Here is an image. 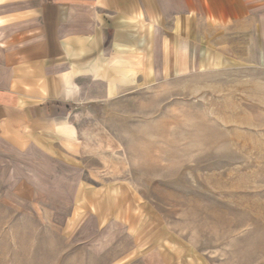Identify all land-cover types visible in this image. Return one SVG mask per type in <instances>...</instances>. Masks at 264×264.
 Masks as SVG:
<instances>
[{"label":"rangeland","instance_id":"obj_1","mask_svg":"<svg viewBox=\"0 0 264 264\" xmlns=\"http://www.w3.org/2000/svg\"><path fill=\"white\" fill-rule=\"evenodd\" d=\"M157 1L125 15L141 44L116 81L67 105L77 134L0 131V264H264V68L246 19Z\"/></svg>","mask_w":264,"mask_h":264},{"label":"crops","instance_id":"obj_2","mask_svg":"<svg viewBox=\"0 0 264 264\" xmlns=\"http://www.w3.org/2000/svg\"><path fill=\"white\" fill-rule=\"evenodd\" d=\"M211 7L196 9L219 23L246 19L249 49L264 68V0ZM140 10L141 0H0V131L22 145L45 139L47 130L59 138L77 134L67 105L83 83L108 89L116 81L113 71L125 69L131 47L141 44L125 15Z\"/></svg>","mask_w":264,"mask_h":264}]
</instances>
